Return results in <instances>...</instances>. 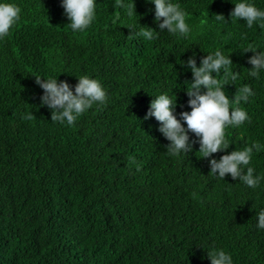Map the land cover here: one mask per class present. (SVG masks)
<instances>
[{"label": "trees", "instance_id": "1", "mask_svg": "<svg viewBox=\"0 0 264 264\" xmlns=\"http://www.w3.org/2000/svg\"><path fill=\"white\" fill-rule=\"evenodd\" d=\"M14 2L21 19L0 41V264H210L212 244L234 264H264V231L256 228L264 183L250 189L208 175L198 142L186 156L168 155L159 123L144 119L162 92L174 95L177 114L190 111L192 76L179 63L195 53L199 66L220 49L241 74L225 86L228 98L245 84L255 93L240 105L251 123L226 130L227 152L264 143V74L248 76L254 53L243 52L248 44L264 50V28L231 23L237 0H173L192 33L152 41L128 38L135 22L159 31L146 0H133L135 18L120 7L130 0H97L96 19L82 33L67 27L60 0ZM251 2L264 9V0ZM37 75L73 86L88 75L108 102L61 126L40 105ZM250 166L264 174V151Z\"/></svg>", "mask_w": 264, "mask_h": 264}, {"label": "clouds", "instance_id": "2", "mask_svg": "<svg viewBox=\"0 0 264 264\" xmlns=\"http://www.w3.org/2000/svg\"><path fill=\"white\" fill-rule=\"evenodd\" d=\"M154 5V18L159 31L149 27H140L137 22L129 25V39L152 41L159 33L166 32L177 38H186L193 27L188 23L187 13L180 3L173 0H146ZM233 3V2H232ZM230 13L231 23L243 21L247 28L254 25L264 28V9L258 8L251 0H237ZM64 16L69 23L67 27L73 33L86 31L95 21L97 15V0H60ZM129 18H135L134 3L121 4ZM21 7L14 0H0V41L9 36L10 31L20 21ZM216 19L226 23L222 15ZM137 21V20H136ZM207 22V17L200 19V24ZM244 53H254L247 63L252 66L248 76L259 80L264 74V50L259 45L248 44L243 48ZM182 68L191 72V82L187 83V107L190 111L177 114L176 98L162 92L151 101L144 119L154 118L159 123L157 131L169 142L166 146L168 155L186 156L192 151L193 144H199L198 154L201 159H208L211 175L217 180H225L230 176L238 180L240 185L257 189L264 183V174H258L251 165L254 153L264 151V143L253 141L251 145L227 152L230 141L226 130L240 128L246 122L251 123V117L240 105L247 104L255 95L253 89L245 84L239 88L232 100L225 92V86L238 80L241 74L233 71L232 61L224 51L215 49L202 57L197 66L195 53L180 61ZM215 74V76L213 75ZM36 85L42 90L39 97L41 107H47L51 113V121L61 126H73L85 112L94 105H104L108 102L106 90L98 79L88 75L77 77L73 86L58 77L34 76ZM217 77H222L217 79ZM29 119L34 118L31 114ZM186 125V127H185ZM189 133L196 140L190 142ZM216 153H227L219 159L212 158ZM256 228L264 231V207L256 212ZM210 264H234L232 255L223 248L212 244L207 250Z\"/></svg>", "mask_w": 264, "mask_h": 264}]
</instances>
